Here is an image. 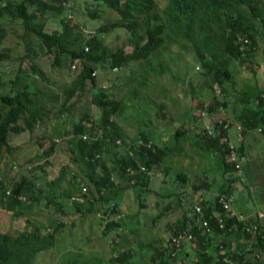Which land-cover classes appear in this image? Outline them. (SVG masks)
Returning <instances> with one entry per match:
<instances>
[{"label": "trees", "instance_id": "16d2710c", "mask_svg": "<svg viewBox=\"0 0 264 264\" xmlns=\"http://www.w3.org/2000/svg\"><path fill=\"white\" fill-rule=\"evenodd\" d=\"M68 1L0 0V18L19 23L23 35L33 36L50 56L52 66L61 67L68 60L80 63L74 78L62 90L63 101L55 117L69 113L73 97L81 95L87 85L92 92L91 102L100 109L97 123H89L86 113L64 132L68 161H62L56 178L46 180L45 176L34 175L35 169L44 170L42 165L29 169L33 176L21 173L17 179L0 178V264H35L39 253L55 246L64 226L72 228L94 212L99 217L102 236L116 253L111 257L115 264H181L188 259L190 264H264V222L260 216L244 217L239 213L235 197L236 182L246 184L238 170L240 164L243 167L250 161L247 135L254 130L264 135V88L246 94L234 87L232 73V62H236L256 77L259 62L255 54L259 48L264 52V46L260 47L264 42V0H92L95 7L85 8L90 20L100 19L105 9L115 13L114 19H106L93 32H84L70 17L61 16ZM47 12L60 16L58 30L46 29L42 15ZM115 29H123L128 35L124 45L112 50L101 35ZM5 36L0 27V40ZM178 46L184 50L189 47L199 65L198 74L204 81L190 83L188 91L203 115L183 118L170 133L172 144L167 139L157 142L146 131L152 127L150 119L141 123L144 128L130 134L116 118L132 102L141 100L140 109L146 105L149 92L156 91L154 84L170 70L173 58L164 60L167 50ZM24 51L25 54L13 58L12 49L0 48V85L5 89L0 93V161L5 152L13 151L10 134L31 133L44 121L42 110L28 104L32 91L27 81H22V74L50 80L34 57V47L27 44ZM25 59L28 64L23 71ZM10 61H17L14 77L10 69L8 72ZM134 62L138 65L135 78H131L133 84L124 95L109 93L97 85L98 68L110 72L117 68L125 70ZM145 90L149 92L144 93ZM33 91L39 92L35 87ZM221 110L231 113L240 127L238 143L230 137L231 123L221 114L214 117ZM154 115L167 117L163 103L155 104ZM203 116L209 118L208 123L202 131H193L189 119L202 120ZM186 138L198 150L216 158L219 183L215 184L216 179L204 169L190 171L171 165L170 157L181 154V141ZM56 151L57 142L52 137L42 156L48 161ZM153 174H158L157 178L171 189L157 192L166 200L160 206L155 201L158 213L151 222L156 224L164 214L174 215L168 201L171 196L176 197L181 214L164 223L166 239L156 237L143 246L150 252L149 258L137 261L119 231L125 227L116 196L126 185L153 191L150 186ZM62 181L76 185L86 199L80 201V195L71 197L69 189L58 192L57 185ZM212 190L215 194L207 195ZM222 197L229 210L223 207ZM138 200L142 210L146 204L140 197ZM34 207L51 208L57 215L56 222L36 224L29 218ZM7 218L23 219V230L3 229ZM179 234L185 238L177 245L173 239ZM189 246L192 255L185 249ZM81 254H74L68 264L99 261L95 257L81 260Z\"/></svg>", "mask_w": 264, "mask_h": 264}, {"label": "rangeland", "instance_id": "374dc122", "mask_svg": "<svg viewBox=\"0 0 264 264\" xmlns=\"http://www.w3.org/2000/svg\"><path fill=\"white\" fill-rule=\"evenodd\" d=\"M68 2L65 4L66 8L62 11L61 16L70 17L80 25L84 32H93L101 23H106V19H114L115 17L113 11L105 9L100 19L90 20L86 15L85 8L87 6L95 7L92 0H69ZM59 17L51 12L42 15L43 20L46 21V29L48 31L59 29ZM0 27L6 33V36L0 40V48L6 47L12 49L11 55L14 58L25 54L24 49L27 44L32 45L36 52L34 57L37 63L45 71L50 80L48 82L23 72L22 81H27L32 91L30 94L31 102L28 104L30 107H39L42 110L45 114L44 121L36 125L31 133L22 132L20 134L9 135V142L14 148L11 153L5 152L1 158L0 178L17 179L21 173L33 176L29 169L34 168L36 165H42V169L44 170L39 171V169H35L34 175L37 177L45 176L46 180L54 179L59 174L62 161H68L64 132L71 129L73 123L78 122L86 113L90 119L89 123H97L100 109L91 102L92 92L87 85L81 95L73 97L71 102L74 101V103L71 106L70 112L64 113L60 118L55 117L63 101L62 90L74 78L80 68V63L68 60L61 67L52 66L50 56L45 53L42 46L33 36L28 34L23 35V30L19 23L11 22L7 17L0 18ZM127 35V32L123 29H115L102 34L101 38L104 42L108 43L112 50H115L118 46L125 44ZM21 36L24 37L22 38ZM186 46L190 45L187 44ZM263 46L264 42L260 44V47ZM255 56V59L259 62L255 78L247 70L242 69L236 62H232L234 87L246 92V94L249 92L251 94L255 93L259 87L264 88V52L262 49L260 50L259 48ZM167 58H173L169 65L170 70L159 78L158 83L154 84L156 86L154 93L148 90L144 91V93L149 92L150 97L148 101H144L146 105L140 109L138 104L141 100L132 102L123 114L116 119L130 134H136L143 127L141 123L144 120L148 121L150 119L151 122L149 124L152 125V129L145 128L146 131L157 142L167 139L172 144L173 140L170 133H172L173 128L183 118L186 116L189 118V115H203L202 110L196 107V99L191 98L188 85L190 83H202L204 80L198 74L200 70L198 68L199 65L195 63L194 56L189 47L186 50L179 49V46L169 48L164 60L167 61ZM27 61V59L23 61V71L27 68ZM17 66V61L16 63L10 61L7 64L8 72L10 69L12 74L15 73ZM137 68L138 65L135 62L131 63L125 70L117 68L112 69L110 72L107 68L103 71H100L98 68L96 70L97 85L106 88V91L109 93L114 92L116 95L122 96L126 93L129 85L133 84L131 78H135L134 75ZM12 76L14 77V74ZM19 86L21 87L20 82ZM33 87L38 88V94L33 91ZM4 91L5 89L0 85V93ZM157 103H163L167 115L166 118L162 119L154 115L155 104ZM220 114L231 123L229 128L230 137H232L231 139L234 142L236 141L238 143L240 140V136L237 134L238 125L233 120L232 114L221 110L215 113L214 117ZM201 119L197 121L189 119L190 127H192L193 131H202L205 127L204 125L209 121V118L206 116H203ZM86 124H88L87 121ZM52 137L57 142V151L48 161H45V158L42 156V151L49 146ZM246 140L250 146V161L248 163L245 162L243 167L240 164L238 170L246 184L242 185L240 182H236V209L244 217L254 216L256 218L260 216L259 218L264 222V144L260 146L264 142V135L259 130H254L247 135ZM179 150L181 154L172 156L169 159V162L174 168H182L190 171L204 169L209 173L210 177L216 179L215 184L219 183L221 178L220 168L215 157L211 156L208 152H203L194 147L190 138L181 141ZM153 175L150 179V186L153 188V191H142L141 187L126 185V189L120 191L116 196V202L119 204L121 210L120 216L122 215L121 223L125 227V230L121 228L119 231L121 232L123 241L130 244V251L137 261L147 260L149 258L150 252L143 246L153 241L156 237L166 239L167 232L164 230V223L168 219H174L181 214L176 197L171 196L168 198V201L171 203V208L174 209L172 212L174 215L170 217L164 214L156 224L151 222L152 217L158 213L156 207L162 205L163 200H166L165 198L161 199L157 195V192L164 193L166 190L171 189V187H168L169 185L161 182L158 179L159 177L157 178L158 174ZM38 180L40 179L38 178ZM40 181L45 182L44 179ZM78 181L79 183L82 181L80 175L78 176ZM65 189L70 190L71 197L80 195V201H83L84 197L86 199V195L83 192L80 193L78 187L73 185V183L62 181L57 185L58 192ZM181 190H183L182 187ZM213 194L215 192L212 190L207 195ZM138 197L146 204L142 210L138 207ZM156 200L159 201L158 206L154 204ZM138 211L140 212L138 213ZM29 218L33 219L36 224L45 223L51 225L56 222L57 215L52 213L51 208L39 209L38 207H34ZM60 218L65 219L61 216ZM23 221V219L12 220L7 218L2 228L10 232H19L23 230ZM101 227L99 226V217L96 212L87 214L83 221L78 222L72 228L69 225L64 226L57 236L55 246L50 250L39 253L35 258V264H68V260L74 254L80 252L82 253L79 257L81 260L90 261L95 257L99 259L96 264H115V261H112L111 257L114 258L116 253L112 252L111 244L102 236ZM185 249L192 255L191 246L185 247ZM180 256L181 258L184 256L182 251ZM181 264H190V259L186 262L182 261Z\"/></svg>", "mask_w": 264, "mask_h": 264}, {"label": "built area", "instance_id": "2783aa9c", "mask_svg": "<svg viewBox=\"0 0 264 264\" xmlns=\"http://www.w3.org/2000/svg\"><path fill=\"white\" fill-rule=\"evenodd\" d=\"M240 127L238 126V130H240L239 129ZM220 201L223 203V207L226 209V210H229V205H228V203L224 200V198L222 197V198H220ZM113 206V203H110V208ZM198 210H199V208H197ZM241 217V216H240ZM203 225L204 226H206V230H208V228L209 227H207V222L206 221H204L203 222ZM247 229H248V227H247ZM185 237L182 235V234H179L177 237H175L174 239H173V241L177 244V245H179L180 243H181V240L182 239H184ZM191 238V236L190 235H188L187 237H186V239L187 240H189Z\"/></svg>", "mask_w": 264, "mask_h": 264}, {"label": "crops", "instance_id": "0c3cea01", "mask_svg": "<svg viewBox=\"0 0 264 264\" xmlns=\"http://www.w3.org/2000/svg\"><path fill=\"white\" fill-rule=\"evenodd\" d=\"M264 144V142H262L261 144H260V146H262ZM256 152H258V151H256ZM256 156H258L257 154H256ZM256 158H258V157H256Z\"/></svg>", "mask_w": 264, "mask_h": 264}]
</instances>
